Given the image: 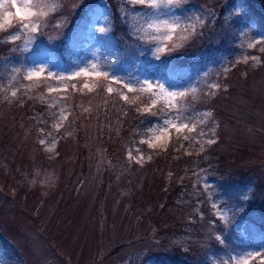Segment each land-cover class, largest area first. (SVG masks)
<instances>
[{
    "label": "rangeland",
    "instance_id": "rangeland-1",
    "mask_svg": "<svg viewBox=\"0 0 264 264\" xmlns=\"http://www.w3.org/2000/svg\"><path fill=\"white\" fill-rule=\"evenodd\" d=\"M156 3L0 0V264H173L172 248L191 246L223 264L219 240L226 264H264L255 3ZM119 26L120 40L104 39ZM189 57L183 72L171 67ZM130 105L141 114L133 129L121 121ZM174 140L177 155L152 164ZM175 175L189 181V210L159 194ZM230 178L239 182L225 187Z\"/></svg>",
    "mask_w": 264,
    "mask_h": 264
},
{
    "label": "trees",
    "instance_id": "trees-1",
    "mask_svg": "<svg viewBox=\"0 0 264 264\" xmlns=\"http://www.w3.org/2000/svg\"><path fill=\"white\" fill-rule=\"evenodd\" d=\"M252 2L255 3V7L251 8V13L252 15L255 17V19L257 20V22H259V29L260 31H264V13L262 10H264V0H251ZM261 8L262 10L258 9ZM120 25V24H119ZM120 28V29H119ZM118 28V32H113V33H105L104 35V39L108 40V41H115V40H120L118 36H116V33H123L125 32L126 28L124 26H119ZM195 48L191 49V47H188L186 50H194ZM187 54V53H185ZM190 57L189 58H185L183 60H181L180 62H177L176 65H171V67L175 66L177 68H179L178 70H182L181 72H183L184 70H186L189 65H190ZM185 60H188L187 63H184ZM174 70V69H172ZM169 73V71H168ZM209 100V99H208ZM207 100V101H208ZM138 109L137 106L135 105H130V111H127L128 114L126 115H122L121 116V121L123 122L125 120V123L127 122V124L130 125V127H132V129L135 127L136 124H138L140 122V116L141 115L139 112H137L136 110ZM147 116H145L146 118ZM177 146L176 140H174L173 144L171 145V147L165 151L164 153H162V155L159 158H156L154 161H152V164L155 163L158 159L161 158H166L167 160H170L169 158L172 157V154L177 155L174 152V148ZM180 160V158H178ZM183 161L180 163L182 164ZM157 166H155L157 169H160L161 167V162L158 164H156ZM183 165H181L180 167H183ZM169 168V167H167ZM215 172L218 173L219 175L223 176V172L220 170V168L217 166L215 169ZM187 178V177H185ZM188 179V178H187ZM162 181V180H160ZM239 182V179H226L223 180L221 183L226 186H231L232 184H235ZM162 188L159 189V194H163L164 193V197H168L169 199H173L175 196H178L180 198V202L179 204L176 206L178 207H183V210H189L191 208H193L191 203H185V200L187 199H191L190 198V185H189V181L187 185H183L182 181L179 180V178L175 175L173 177H168L166 176L162 182ZM165 187H167L168 189H163ZM198 193H201L200 189H197V192L194 194L197 195ZM163 196V195H162ZM161 196V197H162ZM161 200H159L160 202ZM185 203V204H184ZM204 207V208H203ZM175 208L174 211L177 209ZM205 210V214L203 213V216L206 217V222H208L209 225L211 226H215L217 227L215 224H212V222L214 220H217V218L210 212V210L207 209V205L206 206H202L200 209ZM173 218H180L181 223H182V218L179 217L175 212L172 214ZM180 223V224H181ZM257 226L260 224H256ZM189 226L187 224H184V227ZM213 226V227H214ZM225 227L222 226V224L219 225V231H224ZM255 229L251 228L250 229V235H252V239L253 241L257 240L259 238V236L253 235L255 232L253 231ZM264 234V225L261 224L260 227V232L259 235H263ZM216 235V234H215ZM263 236H261V238H263ZM261 238H259V240H261ZM219 242V244H218ZM218 242H213V245L217 248H220V253H221V260L223 261V264H226L227 259H229V251L227 250L226 247H224V244L222 242H220V240ZM207 246L202 247V248H196L195 246H191L190 248H187V251L179 249V248H172V250L174 251L172 254L169 255V260L172 261L173 264H214L212 263V259H210V256L207 257V255H209L208 251L206 250ZM218 264V263H216ZM220 264V263H219Z\"/></svg>",
    "mask_w": 264,
    "mask_h": 264
},
{
    "label": "snow or ice",
    "instance_id": "snow-or-ice-1",
    "mask_svg": "<svg viewBox=\"0 0 264 264\" xmlns=\"http://www.w3.org/2000/svg\"><path fill=\"white\" fill-rule=\"evenodd\" d=\"M130 2H131L132 4H135V5H138V6H148V7H152V8H154V7H158V6H159V5L156 3V0H130ZM165 2H166L167 4H169V5H173V4H175L176 6H179V5L182 3V0H165ZM13 6L15 7V3H13ZM19 12H20V9L18 8V9H17V14H19ZM29 14H30V15H35L34 13H29ZM8 15H10V14H6V17H5V24L10 23V21H9V19H8ZM3 27H4V24H0V28H3ZM37 30H38V29L35 28V27H33V29H32V31H37ZM103 31H104V30L101 29V32H103ZM14 38H15V39H18V37H14ZM157 51H159V50H157ZM41 71H42V70H41ZM37 74H39V73H37ZM82 74L87 75V72H84V73H82ZM77 75H81V73H77ZM29 78H31V76H30ZM118 82H119V81H117V83H118ZM146 83H147V81H146ZM85 87H87V85H85ZM124 87H125L126 89H128L129 92H132V91H133V89H132L128 84H125ZM213 87H219V85H214ZM147 88H148L149 90H151V89H152V84L147 83ZM159 88L161 89V91H163L164 86H163V85H159ZM108 91L111 92L112 89L109 88ZM171 95H176V93H171ZM179 95L183 96L184 93H183V92H180ZM123 99H124L125 101H128L129 98H128L127 95H123ZM137 111H140V109H137ZM144 111L150 112L151 109H150V108H146V109H144ZM153 115H154V113H153ZM184 127H187V125H184ZM212 142H214V141H209V143H212Z\"/></svg>",
    "mask_w": 264,
    "mask_h": 264
}]
</instances>
